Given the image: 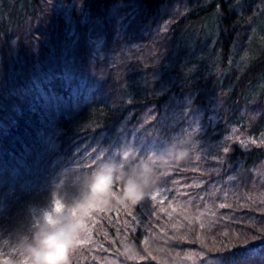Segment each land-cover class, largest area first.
I'll return each mask as SVG.
<instances>
[{"label": "trees", "instance_id": "obj_1", "mask_svg": "<svg viewBox=\"0 0 264 264\" xmlns=\"http://www.w3.org/2000/svg\"><path fill=\"white\" fill-rule=\"evenodd\" d=\"M185 135L188 159L92 218L71 264L124 239L119 264H264V0H0V264H30L41 210L101 158Z\"/></svg>", "mask_w": 264, "mask_h": 264}, {"label": "clouds", "instance_id": "obj_2", "mask_svg": "<svg viewBox=\"0 0 264 264\" xmlns=\"http://www.w3.org/2000/svg\"><path fill=\"white\" fill-rule=\"evenodd\" d=\"M191 135L177 137L159 149L140 157L131 146L114 150L101 158L90 172L77 177V192L70 199H53L36 225L27 251L30 264H71L74 249L84 243L90 220L115 206H136L149 197L155 188L158 173L166 174L173 165L188 159ZM59 203V207H57ZM139 251L136 243L124 239L118 258L134 262ZM109 264H119V259ZM188 264H199V257H187Z\"/></svg>", "mask_w": 264, "mask_h": 264}, {"label": "rangeland", "instance_id": "obj_3", "mask_svg": "<svg viewBox=\"0 0 264 264\" xmlns=\"http://www.w3.org/2000/svg\"><path fill=\"white\" fill-rule=\"evenodd\" d=\"M64 99V98H63ZM8 183H6V181L5 182H3L4 183V185L6 186V187H11V188H14L15 187V185H16V180H14L13 178H12V180H8L7 181ZM3 183L1 182L0 183V186H3ZM7 185H9V186H7ZM1 189V188H0ZM51 207L52 206H50V208H48V209H43V210H41V212H42V214L46 211V210H50L51 209Z\"/></svg>", "mask_w": 264, "mask_h": 264}, {"label": "snow or ice", "instance_id": "obj_4", "mask_svg": "<svg viewBox=\"0 0 264 264\" xmlns=\"http://www.w3.org/2000/svg\"><path fill=\"white\" fill-rule=\"evenodd\" d=\"M158 195H159V194L153 195V196H152V199H157V196H158ZM59 206H60L59 203H57V207H59ZM123 211H129L128 207L125 206L124 209H123ZM95 216H96V215H95ZM95 216H94L93 218H95ZM90 229H91V224H89V231H90ZM89 239H90V237H89Z\"/></svg>", "mask_w": 264, "mask_h": 264}]
</instances>
